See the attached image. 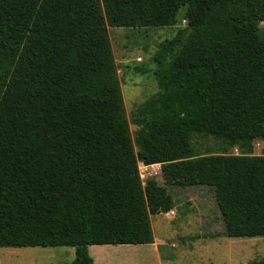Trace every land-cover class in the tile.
Wrapping results in <instances>:
<instances>
[{"label": "trees", "instance_id": "trees-1", "mask_svg": "<svg viewBox=\"0 0 264 264\" xmlns=\"http://www.w3.org/2000/svg\"><path fill=\"white\" fill-rule=\"evenodd\" d=\"M181 9L136 155L106 25L171 26ZM261 21L264 0H0V247H72L71 264H93L90 246L151 244L168 186L210 187L226 235L264 234V157L191 146L192 132L243 140L242 115L264 123ZM138 160L164 186L143 187Z\"/></svg>", "mask_w": 264, "mask_h": 264}, {"label": "rangeland", "instance_id": "rangeland-1", "mask_svg": "<svg viewBox=\"0 0 264 264\" xmlns=\"http://www.w3.org/2000/svg\"><path fill=\"white\" fill-rule=\"evenodd\" d=\"M103 4V0H100ZM181 9L171 26L112 27L106 25L108 46L119 82L130 141L135 154L141 150L138 138L152 120V105L159 94V73L167 72L170 61L157 62L161 43L173 40L184 29ZM264 36V21L258 23ZM168 57V56H167ZM151 114V115H150ZM243 140L230 142L202 132H192L195 156L227 155L264 157V123L257 117L241 116ZM145 166H148L146 170ZM142 186L153 180L164 186L160 164L138 160ZM174 208L150 215L153 242L144 245L90 246L93 264H248L264 262V234L250 237L226 235L212 188L168 186ZM72 247H0V264H71Z\"/></svg>", "mask_w": 264, "mask_h": 264}, {"label": "built area", "instance_id": "built-area-1", "mask_svg": "<svg viewBox=\"0 0 264 264\" xmlns=\"http://www.w3.org/2000/svg\"><path fill=\"white\" fill-rule=\"evenodd\" d=\"M147 168H149L148 166H145L144 169L146 170ZM141 176V175H140Z\"/></svg>", "mask_w": 264, "mask_h": 264}]
</instances>
